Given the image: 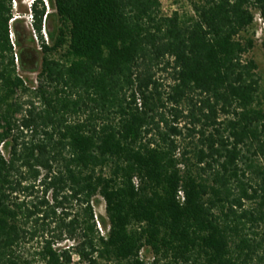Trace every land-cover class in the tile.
I'll list each match as a JSON object with an SVG mask.
<instances>
[{"label":"trees","instance_id":"trees-1","mask_svg":"<svg viewBox=\"0 0 264 264\" xmlns=\"http://www.w3.org/2000/svg\"><path fill=\"white\" fill-rule=\"evenodd\" d=\"M187 1L0 0V264H264V0Z\"/></svg>","mask_w":264,"mask_h":264},{"label":"rangeland","instance_id":"rangeland-1","mask_svg":"<svg viewBox=\"0 0 264 264\" xmlns=\"http://www.w3.org/2000/svg\"><path fill=\"white\" fill-rule=\"evenodd\" d=\"M14 1V8L17 14L22 13V19L17 22L14 25V29L17 30L20 34V39L22 42V46H17V50H22L24 57L26 60H32L33 57L36 55L39 57H42V47H41V41L36 36V34H33V27L31 24V16L29 15V7L32 0H13ZM163 3V10L166 14L171 15L174 11L179 10L181 12L190 11V5L187 0H162ZM51 11H54V16L52 17L51 26L56 27L59 25V19L56 16V10L51 8ZM258 23L255 26V39H256V45L255 48L252 50V52L248 55V57L255 59V61L258 64V73L261 78L262 88L264 90V24L263 20L258 17L257 18ZM45 32V31H44ZM48 32V30H47ZM45 36L48 35L45 33ZM50 43H52L50 41ZM24 76L27 78V80L34 84H37V72L32 73H25ZM95 209L97 212V215L99 216L98 219H104V221H101V227L104 231H107V227L109 225L107 213H106V203L105 201L97 197L95 202ZM71 242H65L64 244H70ZM143 256L148 259L152 260L153 255L149 248H145L143 250ZM75 264H88L87 262H82L78 259L77 256H75Z\"/></svg>","mask_w":264,"mask_h":264},{"label":"built area","instance_id":"built-area-1","mask_svg":"<svg viewBox=\"0 0 264 264\" xmlns=\"http://www.w3.org/2000/svg\"><path fill=\"white\" fill-rule=\"evenodd\" d=\"M32 2H33V0H32Z\"/></svg>","mask_w":264,"mask_h":264}]
</instances>
